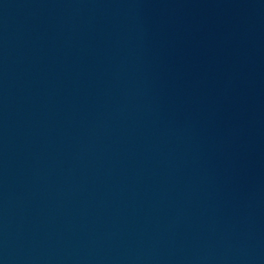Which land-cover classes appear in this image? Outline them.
<instances>
[{
  "label": "water",
  "instance_id": "water-1",
  "mask_svg": "<svg viewBox=\"0 0 264 264\" xmlns=\"http://www.w3.org/2000/svg\"><path fill=\"white\" fill-rule=\"evenodd\" d=\"M0 264H264V0H0Z\"/></svg>",
  "mask_w": 264,
  "mask_h": 264
}]
</instances>
